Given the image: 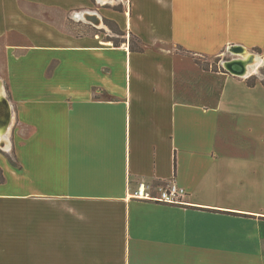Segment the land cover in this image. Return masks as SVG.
Here are the masks:
<instances>
[{
    "label": "crops",
    "instance_id": "obj_1",
    "mask_svg": "<svg viewBox=\"0 0 264 264\" xmlns=\"http://www.w3.org/2000/svg\"><path fill=\"white\" fill-rule=\"evenodd\" d=\"M240 48L264 0H0V264H264V84L196 60Z\"/></svg>",
    "mask_w": 264,
    "mask_h": 264
},
{
    "label": "bare ground",
    "instance_id": "obj_2",
    "mask_svg": "<svg viewBox=\"0 0 264 264\" xmlns=\"http://www.w3.org/2000/svg\"><path fill=\"white\" fill-rule=\"evenodd\" d=\"M85 18L89 22L92 21L94 22L95 20V18L92 17L91 15H87V16L85 15ZM235 52H238V55H235L238 56V58L235 59L240 60V62L244 64L246 69L245 73L239 77L248 78L254 74H257L258 69L264 65L263 58H261L259 55H252L245 48L236 49ZM224 66L225 67L227 66V62L225 63ZM12 118H13L12 107L10 105L9 100H7L4 94V89L0 82V144L5 148L7 145L9 146V140L6 132L8 130L9 125L12 122Z\"/></svg>",
    "mask_w": 264,
    "mask_h": 264
},
{
    "label": "rangeland",
    "instance_id": "obj_3",
    "mask_svg": "<svg viewBox=\"0 0 264 264\" xmlns=\"http://www.w3.org/2000/svg\"><path fill=\"white\" fill-rule=\"evenodd\" d=\"M86 19V18H85ZM68 27L71 28V29H75L76 27L73 26V24H68ZM76 30H80V31H85V27H82L80 29H77ZM110 34L112 33L111 30L109 32ZM249 51V50H248ZM252 55H256L257 54H260V52H257V51H254V50H251L249 51ZM235 55H238V52H235V51H229V52H225L223 54H221V56L219 57H216V58H207V57H196V60L199 64V67L201 69L204 68L206 70H211L213 72H216V73H219L220 76H223L224 74H230L226 71V69L224 68V65L226 62L232 60V59H235V58H238V56H235ZM234 76V75H233ZM237 77V76H236ZM250 78H255L256 82L257 83H264V65L261 66L259 69H258V72L257 74H254L253 76H251ZM249 78V79H250ZM248 79V81H249ZM5 94V92H4ZM13 124V118H12V122L11 124L9 125L8 127V130H7V135H8V140L9 138L11 137L12 135V132H11V126ZM9 144H10V141H9ZM1 146V144H0ZM2 147V146H1ZM0 152H2V149L0 148ZM0 153V158L4 157L5 155L1 154ZM9 157V156H8ZM10 158V157H9ZM12 159V158H11Z\"/></svg>",
    "mask_w": 264,
    "mask_h": 264
},
{
    "label": "built area",
    "instance_id": "obj_4",
    "mask_svg": "<svg viewBox=\"0 0 264 264\" xmlns=\"http://www.w3.org/2000/svg\"><path fill=\"white\" fill-rule=\"evenodd\" d=\"M186 195L185 190L177 185H166L157 188V194L151 185L142 184L139 188L131 193V197L138 200L153 201L167 205L184 204L183 197Z\"/></svg>",
    "mask_w": 264,
    "mask_h": 264
},
{
    "label": "trees",
    "instance_id": "obj_5",
    "mask_svg": "<svg viewBox=\"0 0 264 264\" xmlns=\"http://www.w3.org/2000/svg\"><path fill=\"white\" fill-rule=\"evenodd\" d=\"M107 25L110 27V29L117 35H119L120 37L119 38H115V37H107V40L108 41H111L113 42V44L115 46H120L121 43H125L126 40L124 38H121L123 36L126 35V33L124 31H122L118 26L117 24H115L114 22L112 21H109L107 20L106 21ZM139 42L140 40L134 36H132L131 38V41H130V49L131 51H134V52H143L144 51V47L139 45ZM255 51L257 52H261L260 49H255ZM256 79L255 78H250L249 81H248V85L249 86H254L256 85ZM264 84V83H263ZM5 181V177L3 175V171L2 169L0 168V183H3Z\"/></svg>",
    "mask_w": 264,
    "mask_h": 264
},
{
    "label": "water",
    "instance_id": "obj_6",
    "mask_svg": "<svg viewBox=\"0 0 264 264\" xmlns=\"http://www.w3.org/2000/svg\"><path fill=\"white\" fill-rule=\"evenodd\" d=\"M224 68L228 73L237 77L242 76L246 70L244 64L237 59L228 61L227 66H224Z\"/></svg>",
    "mask_w": 264,
    "mask_h": 264
}]
</instances>
